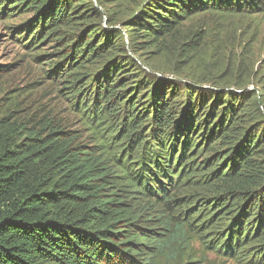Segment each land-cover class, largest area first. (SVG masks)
Instances as JSON below:
<instances>
[{
	"label": "trees",
	"instance_id": "trees-1",
	"mask_svg": "<svg viewBox=\"0 0 264 264\" xmlns=\"http://www.w3.org/2000/svg\"><path fill=\"white\" fill-rule=\"evenodd\" d=\"M120 1L0 0L6 19L34 12L11 28L82 124L0 117V264H264V92L146 66L190 17L264 0Z\"/></svg>",
	"mask_w": 264,
	"mask_h": 264
},
{
	"label": "rangeland",
	"instance_id": "rangeland-1",
	"mask_svg": "<svg viewBox=\"0 0 264 264\" xmlns=\"http://www.w3.org/2000/svg\"><path fill=\"white\" fill-rule=\"evenodd\" d=\"M120 2H115L118 6L112 10L123 12L133 0ZM33 16V11L12 19L0 15V117L32 118L34 123L46 115L64 121L71 129L82 130L81 121L60 91L62 86L52 81L47 67L41 64L43 61L34 58L31 48L25 45V32L11 28ZM117 16L113 25L119 28L121 15ZM195 38L200 42L197 50L188 63L178 64L176 69L181 44ZM40 46L51 52L52 44L48 41ZM167 51L146 63L149 73L180 82L192 77L206 78L204 87H222L235 93L264 92V10L254 14L207 11L194 15L184 22L179 39ZM212 80L219 82V86ZM194 247L197 253H204L198 239ZM206 256L211 264H238L211 251Z\"/></svg>",
	"mask_w": 264,
	"mask_h": 264
}]
</instances>
